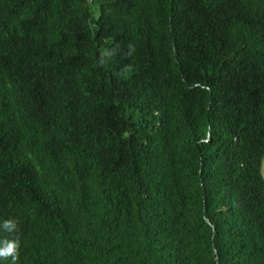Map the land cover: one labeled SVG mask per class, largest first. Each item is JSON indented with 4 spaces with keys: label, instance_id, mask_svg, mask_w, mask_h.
Returning a JSON list of instances; mask_svg holds the SVG:
<instances>
[{
    "label": "trees",
    "instance_id": "obj_1",
    "mask_svg": "<svg viewBox=\"0 0 264 264\" xmlns=\"http://www.w3.org/2000/svg\"><path fill=\"white\" fill-rule=\"evenodd\" d=\"M0 80L15 264H264V0H0Z\"/></svg>",
    "mask_w": 264,
    "mask_h": 264
},
{
    "label": "rangeland",
    "instance_id": "obj_2",
    "mask_svg": "<svg viewBox=\"0 0 264 264\" xmlns=\"http://www.w3.org/2000/svg\"><path fill=\"white\" fill-rule=\"evenodd\" d=\"M1 85L2 84H1V80H0V94L2 93ZM7 87L9 88V85H7ZM27 156L36 163V166L40 172V175H41L43 182L46 183L50 188H52L57 193H60V188L58 187V184L56 183V179L51 172L52 162L49 160H45L44 162H40L36 153L33 154L31 152H27ZM261 172L264 176V160H263L262 165H261ZM90 190H91V194H92V198H93L91 219L96 220L100 215V210H101L100 199H101V197H100L99 189L96 186V184L92 183Z\"/></svg>",
    "mask_w": 264,
    "mask_h": 264
},
{
    "label": "clouds",
    "instance_id": "obj_3",
    "mask_svg": "<svg viewBox=\"0 0 264 264\" xmlns=\"http://www.w3.org/2000/svg\"><path fill=\"white\" fill-rule=\"evenodd\" d=\"M3 229L9 233L18 231L17 222L14 220H6L2 225ZM3 246L0 247V258L8 259L11 257L12 264H15L18 252L17 249L19 247L18 238L15 240H7L5 239L3 242Z\"/></svg>",
    "mask_w": 264,
    "mask_h": 264
}]
</instances>
